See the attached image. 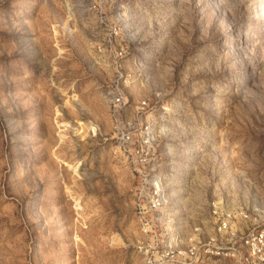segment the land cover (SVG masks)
I'll list each match as a JSON object with an SVG mask.
<instances>
[{
    "label": "rangeland",
    "instance_id": "374dc122",
    "mask_svg": "<svg viewBox=\"0 0 264 264\" xmlns=\"http://www.w3.org/2000/svg\"><path fill=\"white\" fill-rule=\"evenodd\" d=\"M214 205L264 222V0H0V264L229 247Z\"/></svg>",
    "mask_w": 264,
    "mask_h": 264
},
{
    "label": "built area",
    "instance_id": "2783aa9c",
    "mask_svg": "<svg viewBox=\"0 0 264 264\" xmlns=\"http://www.w3.org/2000/svg\"><path fill=\"white\" fill-rule=\"evenodd\" d=\"M115 101L119 102V98L116 97ZM151 189L154 197L149 199L147 207L156 212L161 209L160 205L164 201L162 190L157 181L151 184ZM211 210L217 218L218 231H224L230 237L229 247L209 240L197 241L187 246L167 241L160 250L153 248L146 254L145 264H233L236 259L239 264H264V222L254 225L244 235L238 236L232 231L229 223L232 219L230 212L217 205ZM139 213L140 218L148 222L141 209ZM241 214L242 217H247L246 213ZM145 231L147 232V228Z\"/></svg>",
    "mask_w": 264,
    "mask_h": 264
}]
</instances>
